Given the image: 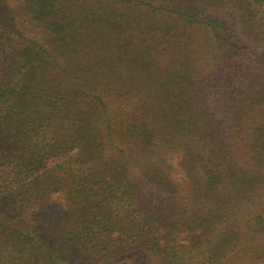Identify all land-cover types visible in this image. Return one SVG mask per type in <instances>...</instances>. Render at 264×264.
Here are the masks:
<instances>
[{
    "label": "trees",
    "instance_id": "16d2710c",
    "mask_svg": "<svg viewBox=\"0 0 264 264\" xmlns=\"http://www.w3.org/2000/svg\"><path fill=\"white\" fill-rule=\"evenodd\" d=\"M1 150L0 264H264V0H0Z\"/></svg>",
    "mask_w": 264,
    "mask_h": 264
},
{
    "label": "rangeland",
    "instance_id": "374dc122",
    "mask_svg": "<svg viewBox=\"0 0 264 264\" xmlns=\"http://www.w3.org/2000/svg\"><path fill=\"white\" fill-rule=\"evenodd\" d=\"M212 15L214 18H217L221 22L223 28H227L229 16L225 11L215 12ZM16 18L19 19V17H16ZM20 23L22 24L21 27H23L24 30H27L28 33H30V35L38 32L37 37H39V34H40V28L39 27L36 28L34 26H31V24L28 21H20ZM223 30L224 29H221V31H223ZM32 31H34V33H32ZM0 152L2 153L3 150H1ZM178 161L179 160H178L177 156H173V157H169V158L165 159V163L171 169V174L174 176V178L176 180H178L179 182H182L184 177H183V173L180 171ZM146 185H143L144 186L143 189L149 195L151 190ZM141 190H142V187H141ZM182 194H183V192H182ZM0 206H2V205L0 204ZM68 208H69V205L67 202H65L64 193L59 191V192L54 193L52 195V197L50 198V200L47 201L45 204L35 207V209L33 210V216L35 218H37L38 213L58 214V213H61L62 211L67 210ZM34 226H35V228L39 229L40 233L44 237H46L47 232H46L44 224H42L40 226L39 222H34ZM114 261H116V262H123V261L129 262V261H131L134 264H142V263L154 262L155 259H151L150 256H147V254L142 253L139 250L130 249V250H127V253H119V254L115 255ZM59 264H93V263L83 262L81 260H74V259L67 257L65 259H62L59 262Z\"/></svg>",
    "mask_w": 264,
    "mask_h": 264
}]
</instances>
